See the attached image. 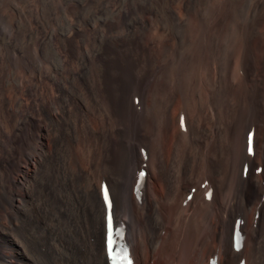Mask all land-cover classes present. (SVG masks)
<instances>
[{
  "label": "bare ground",
  "instance_id": "1",
  "mask_svg": "<svg viewBox=\"0 0 264 264\" xmlns=\"http://www.w3.org/2000/svg\"><path fill=\"white\" fill-rule=\"evenodd\" d=\"M35 1L4 37L34 89L0 76V264H109L102 182L137 263L264 264V0Z\"/></svg>",
  "mask_w": 264,
  "mask_h": 264
},
{
  "label": "rangeland",
  "instance_id": "2",
  "mask_svg": "<svg viewBox=\"0 0 264 264\" xmlns=\"http://www.w3.org/2000/svg\"><path fill=\"white\" fill-rule=\"evenodd\" d=\"M2 1H5V2H2ZM10 1V2H9ZM0 0V8H2V9H0V45H3V46H0V76L1 77H3V76H16V78H18L19 76L18 75H20V77L18 78V80L20 81V82H22V86H21V84L19 85V89H20V92L22 93V94H27V95H30L31 94V92H33L32 90L34 89V77H32L31 76V74L33 75V69L31 68V67H29L27 70H19V69H14L15 71H13V70H11L10 69V72L9 71H7L6 73L5 72H3V70H2V68H3V65L5 64V62L7 61V49H5L6 47L4 46L5 45V43H4V37L6 36V37H8L9 39H14V37H15V35H16V33L18 32V29H21V28H23L25 25H24V23L22 22V20L20 19V13H22V8H24L25 6V4L27 3V1L30 3V4H32V5H36L37 4V1H35V0ZM176 2H175V4L177 5L178 3H180L181 1H183V0H181V1H179V0H175ZM221 1H224V0H218L217 1V3H216V7H217V9L220 7V5L223 3V2H221ZM2 2V3H1ZM17 2V3H16ZM32 2H34V3H32ZM178 2V3H177ZM9 3H11V4H9ZM18 3L20 4L19 6H17L18 5ZM22 3V4H21ZM3 4V5H2ZM5 5V6H4ZM6 5H7V7H6ZM10 5H11V7H10ZM22 5V6H21ZM13 6H15V7H13ZM22 7V8H21ZM6 8V9H5ZM14 8V9H13ZM8 9V10H7ZM11 9V10H10ZM176 9H177V6H176ZM10 10V11H9ZM18 10H20V11H18ZM178 10V9H177ZM7 11V12H6ZM14 11V12H13ZM18 11V12H17ZM3 12V13H2ZM4 12H6V13H4ZM10 14H12L11 16H8V15H10ZM17 12V13H16ZM20 12V13H19ZM126 12H128V10H126ZM1 14H3V15H1ZM15 14H18L17 15V19H16V15ZM9 18V19H8ZM99 18V17H98ZM101 18V17H100ZM99 18V19H100ZM12 20V21H11ZM15 21V22H14ZM18 22V23H17ZM9 23V24H8ZM23 23V24H22ZM19 24V25H18ZM27 24H28V26H30L31 25V23H29V22H27ZM2 25H4V26H2ZM8 25V26H7ZM12 25V26H11ZM14 25H15V27H14ZM6 26H7V28H6ZM31 27V26H30ZM10 28V29H9ZM14 28V29H13ZM6 30H8V31H6ZM15 31V32H14ZM3 33V34H2ZM12 33V34H11ZM157 33H158V35H157ZM7 34V35H6ZM11 34V35H10ZM2 35V36H1ZM10 37H9V36ZM55 37L53 38V42H54V46H56V42H57V34L56 35H54ZM162 36V35H161ZM160 36V33L158 32V30L157 29H153V30H151L150 31V39H151V51L152 52H155L156 54H160L161 53V51H162V49L164 48V44H165V38L163 37H161ZM3 37V38H2ZM159 37H160V39H159ZM162 38V39H161ZM55 39V40H54ZM162 41V42H161ZM31 42H32V40H31ZM154 42V43H153ZM156 42V43H155ZM157 42H159V43H157ZM154 44V45H153ZM156 44V45H155ZM195 45V47H193L192 48V50H191V52H190V55H192L191 56V58H192V60H194V58H195V60L197 59V56H198V52H197V45L196 44H194ZM2 47H3V49H2ZM161 47V48H160ZM56 49H57V47H55ZM2 49V50H1ZM155 49V50H154ZM6 50V51H5ZM158 51V52H157ZM196 51V52H195ZM3 52H5L4 53V56H3ZM194 52H195V54H194ZM6 56V57H5ZM60 57L62 58V59H64V57L62 56V55H60ZM65 60V59H64ZM4 61V62H3ZM31 68V69H30ZM18 70V71H17ZM44 70L46 71V69L44 68ZM199 70V69H198ZM196 71V70H195ZM195 71H194V73L193 74H191L187 79H186V83H185V85H184V88L186 89V92H187V94H189V95H191L192 96V93H193V89H194V87L192 88V86H194L195 85V80H196V77H197V75L199 74V72L200 71H196V73H195ZM9 72V73H8ZM13 72H15V73H13ZM30 72V73H29ZM8 73V74H7ZM28 73V74H27ZM11 74V75H10ZM23 74H24V76H25V78H24V76H23ZM29 75V76H28ZM22 76V77H21ZM191 77L192 78H194V79H192L191 80ZM10 78V77H9ZM31 80H30V79ZM21 79V80H20ZM26 80H28V81H26ZM30 80V81H29ZM190 80V81H189ZM32 82V83H31ZM193 82V83H192ZM192 83V84H191ZM25 84H27V85H25ZM31 84V85H30ZM189 84H191V85H189ZM25 85V86H24ZM32 86V87H31ZM176 86V80H175V83L172 85V88H174ZM24 89H26V90H24ZM29 89H31V91H29ZM190 89H191V92H190ZM26 92H28V93H26ZM193 98V97H192ZM25 102V103H24ZM27 104V102L25 101V100H23V101H21V105H23V106H25ZM1 152H2V149H1V146H0V154H1ZM0 157H1V155H0ZM19 165L21 166V161H20V163H19ZM144 169H146V171H147V173L149 174V172H150V169L148 168V167H146V166H144ZM152 181H150L149 179H147L146 178V188H147V190H149L150 188H151V186H152ZM150 185V186H149ZM108 189H109V187H108ZM148 257H146V258H144V262L146 263V264H148ZM134 260V259H133ZM152 261H153V259H151L150 260V263L149 264H153L152 263ZM134 264H139V263H137V261H135L134 260ZM142 264V263H141Z\"/></svg>",
  "mask_w": 264,
  "mask_h": 264
},
{
  "label": "snow or ice",
  "instance_id": "3",
  "mask_svg": "<svg viewBox=\"0 0 264 264\" xmlns=\"http://www.w3.org/2000/svg\"><path fill=\"white\" fill-rule=\"evenodd\" d=\"M251 151V149H249ZM140 175H144L143 172H141ZM106 200V207H107V218H106V250L109 252V254L113 251L116 250V248L119 247L120 243L124 244L125 249L128 248V245L126 243V241H120L119 238H115L117 240V243L115 245V247L113 246V235H112V229H113V205L112 203L109 201L108 197H105ZM116 227H119L118 225H116ZM242 237H241V242L240 244L237 245V248L239 249V247H242ZM109 259H111V256H109ZM127 264H133L130 255L127 258Z\"/></svg>",
  "mask_w": 264,
  "mask_h": 264
}]
</instances>
